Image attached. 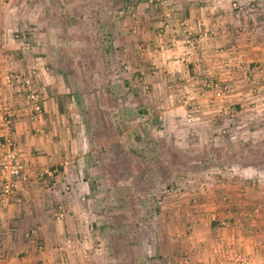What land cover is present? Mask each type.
Masks as SVG:
<instances>
[{
	"label": "crops",
	"instance_id": "0c3cea01",
	"mask_svg": "<svg viewBox=\"0 0 264 264\" xmlns=\"http://www.w3.org/2000/svg\"><path fill=\"white\" fill-rule=\"evenodd\" d=\"M212 1L189 0L183 5L186 14L190 15L191 20L187 21L214 33L213 37L209 36L208 42L202 40L208 45L205 58L210 60L204 63L201 72L197 69L196 74H202L204 69L206 74L217 76L218 78L213 76L212 79L219 80L221 86L225 82L228 85L229 80L241 74L251 72L255 74L254 78L264 80V19L259 20V16L264 13L256 14L255 23L257 24L258 20L259 24L261 23L257 26L251 23L253 18L242 19L237 16L238 11L231 9L229 0H217V5ZM239 1L240 4L245 2ZM258 1L262 0H254L252 4L260 7L261 3ZM58 3L56 0H0V75L34 74L35 88L40 94L39 104L42 108L38 117L30 118L26 112L31 108L30 103L26 101L20 85L15 82L12 85L0 82V99H5L6 103L12 106L15 116L16 123L11 130V137L19 160L24 165L26 178L17 184L19 201H11L0 209V264H99L100 256H97L105 247L103 242L97 243L102 237L101 231L104 230L98 221V215L99 212H111L112 207L105 205L114 201V198L109 196L114 189L132 187L131 194L128 188L127 196H123L122 201H136L138 217H145L147 214L145 203L142 201L144 199L141 200V196L135 192V188L144 189V174L138 173L133 178L129 175L115 178L108 173L113 169V158L116 154L126 156L127 160L141 154L140 143L144 141L140 129L135 135L140 134L142 137L133 135L135 138L131 140L135 148H131L125 140L130 131H135L134 124L141 118H130V127L126 125L127 122H119L126 120L127 115H124L135 110L134 106L142 107L146 102L143 87L136 89L140 94L137 97L136 91L130 88L126 79L121 83L117 82L115 86L113 82L116 77H106V82L99 90L103 91L109 101L96 98V102L94 98H88L92 94L95 97L96 94L97 85L93 83V78L89 77L88 81L82 82L85 73H88L85 71H91L92 66H79L80 73L76 67L66 69V60L70 59L67 50H63L59 55L58 58L62 60H57V63L52 61L51 66L53 54L59 51L54 53L56 47L49 43L65 38L66 32L64 30L63 35L59 34L57 38L52 30V26H55L54 20L49 18L48 14L46 17L40 14L41 10L48 13L49 9L59 5ZM208 5L212 7L209 8ZM262 9L264 10V7ZM148 21L150 22V17ZM172 21L171 25L166 21L168 31L161 38L158 37L160 29L156 35L149 32L152 34L149 36L148 32H143L139 36L145 47L150 42L151 46L153 41L155 43L153 49H149V52L154 54L148 55L146 50L144 56L152 58L159 77L162 72L170 70L174 74L183 72L190 76L194 53L192 49L178 46L179 43L175 39L180 19L175 22L173 18ZM246 21L249 27L256 28L255 30L253 27V33L248 34L245 39V35L240 39L235 32L231 33V30L234 31L233 27L239 26L240 23L246 24ZM162 22L160 20L157 23L158 28L162 26ZM202 27L198 29L201 30ZM127 38L122 37L125 47L129 43ZM225 50L231 54L227 55ZM111 55L109 53V56ZM179 59L185 62L180 63ZM67 75L72 78L67 79ZM167 87L169 86L161 77L151 87L156 94L152 97V102L159 110V120L163 119L165 122L167 118L168 123L175 127V123H181L183 120L188 123L183 114L184 110L177 109L174 100L176 97ZM90 100H93V106L91 105L92 109L87 115L84 105L90 103ZM139 100L144 102L141 104ZM115 105L117 113L114 112ZM94 107L104 114L101 117L94 115L92 118L91 111ZM113 112L116 114L113 115ZM98 117L99 123H96ZM137 124L136 129L142 125L141 122ZM189 134L193 133L190 131ZM143 145L145 146V143ZM131 165L128 163L124 167L121 164L120 168L127 169ZM250 166L254 178L249 179V184L260 187L264 184V176L261 173L264 164L252 163ZM132 167L136 168L135 161ZM234 181L235 184L243 182L240 177H235ZM249 189L250 191L246 189L243 194L231 195L222 191L217 197H213V202L217 201L215 204L204 203L203 201L208 202V197H201L199 213L195 215L198 220L195 222L185 219L186 210L185 213L183 209L180 210L183 226L175 228L174 233L182 234L176 241L173 240L172 245L170 243V260L178 261L174 255L184 251L189 256L186 259L190 260V264H235L232 260L230 262V256L232 258V254L238 252L247 264H264V214L259 213L264 211V194L259 196L260 188ZM179 201L187 202V198L181 197ZM231 206L234 207V214L231 213ZM59 214H62V217L59 218ZM173 215L177 213H170V216ZM233 215L240 218L241 223H238L239 220ZM214 218L228 221L233 218V221L227 222V226L215 228L211 223ZM144 245L143 243L137 248Z\"/></svg>",
	"mask_w": 264,
	"mask_h": 264
},
{
	"label": "rangeland",
	"instance_id": "374dc122",
	"mask_svg": "<svg viewBox=\"0 0 264 264\" xmlns=\"http://www.w3.org/2000/svg\"><path fill=\"white\" fill-rule=\"evenodd\" d=\"M56 1L59 2V5L55 6L56 8L49 9L48 13L41 10L40 14L42 17H46L48 14L47 16L54 20L55 26H52V30L57 38L64 30L66 32V37L62 38L63 40L58 39L49 43L56 47L54 53L59 51V54H53L54 57L51 59L50 65L52 66V61L57 63V60H62L58 57L63 53V50H67L70 59L66 60V69L76 67L80 73L79 66L83 68L92 66L93 68L91 71H85L88 73H85L82 80L85 83L84 81H88V78L92 77L93 83L97 85L95 97L92 94L88 98H94L95 101L96 98L101 101L105 99L109 101V98L99 88L106 82V77L114 76L116 79L112 82L115 86L126 79L130 88L136 91L137 97L140 94L136 89L143 87L142 91H144L146 99V102L139 100L141 104L144 102L142 107L141 105L134 106L135 110L124 115V117L127 115L126 120L119 122L120 124L127 122L126 125L130 127L132 125L128 123L130 118L135 116L141 118L135 123L136 125L134 124L135 131H130L129 136L125 139L132 148L134 143L131 140L136 135L138 138L142 137L140 134L135 135L136 131L140 129L145 143V146L142 141L140 143L139 153L141 154L134 159L129 158V160L124 155L116 154L113 158V160L115 159L113 169L108 173L115 178L127 175L133 178L138 173L144 174V189L135 188V192L141 196L140 199H144L141 200L145 203L147 214L145 217H138L137 202L122 201L123 196H127V189L129 188L130 193L132 187L123 186L120 187V190L119 188L113 190L109 196L113 197L114 201L105 205L112 207L111 212H99L98 215V221L104 230L101 231L102 237L97 240V243L103 242V247L109 248L99 251L97 256H100L99 259L96 257L99 264H190V260L188 263L185 262L189 256L184 251L174 255L178 261L173 262L168 256L170 243L172 245L173 240L178 239L182 234L174 233L176 232L175 228L183 226V215L180 210L183 209L184 213L186 210L185 219L195 222L198 220L195 215L197 216L199 213L201 197H208V202L203 201L204 203L215 204L217 201L213 202V197H217L222 191L231 195L232 193L243 194L246 189L250 191L249 188L255 190L260 188V195H257L263 196L264 194V184L260 187H253L249 184V179L254 178L250 164H264V80L254 78L255 74L249 72L250 74H241L240 78L237 76L235 79L229 80L228 85L225 82L221 86L219 80L212 79L213 76L218 77L211 76L210 73L206 74L204 69H202V74H196V70L201 72L204 63L210 60L205 58L208 45H205L202 40L205 39L208 42L209 36L213 37L214 33L187 21L190 19V15L186 14L183 5L187 4L189 0ZM244 1L240 4L239 0H229L228 3L232 7L231 9L238 11L237 16L242 19L251 17V19L253 18L251 23L257 26L261 25L259 20L263 21L264 15L259 16L260 19L256 20L257 24L254 19L256 14L264 13L262 9L264 0L258 1L261 3L260 7L252 4L254 0ZM212 3L217 5V0H213ZM211 7L210 5L209 8ZM149 17L150 22L148 21ZM191 17L193 18L192 14ZM173 18H175V22L176 19H180L177 27L178 39H175L179 43L178 46L190 49L183 44L182 34L184 25L188 23L202 36L198 39L197 33L194 34V38L200 42H197L192 50L194 57L190 67V76L183 72L174 74L171 70L160 74L161 80L169 86L167 87L168 91L177 98H174L177 109L184 110L183 114L188 120L187 123L179 116L183 121L175 123L176 127L172 123H168L167 118H165V122L163 119L159 120V110L152 102L156 94L151 87L158 81V78L160 80V77L156 74L158 70L152 63V58L148 57V55L154 54L151 53L152 51L149 52V49H153L155 43L153 41L151 46L150 42L145 47L139 38L143 32H151L156 35L166 21L170 23L169 25L173 24ZM160 20L163 22L162 26L158 28L157 23ZM183 23L185 24L182 25ZM198 27H202V29L200 30ZM253 27H249L246 21V24L240 23L239 26L233 27L234 31L231 30V33L235 32L240 39L245 35L243 36L245 39L248 34L256 30ZM210 29L215 31L212 27ZM151 33L149 36H152ZM122 37H128L129 43L126 47L122 43ZM64 39L66 40L64 41ZM146 50L149 54L144 56ZM225 51L227 55L231 54V52L228 53V50ZM109 53L112 55L109 56ZM214 63L217 64V62ZM66 78L72 77L67 75ZM206 81L210 84L212 82L217 84V88H223L221 97H216L214 88L204 85ZM186 99H188V103L185 104L183 100ZM90 101L84 105L87 115L92 109L91 105L93 106V100ZM170 107L173 108L172 105ZM114 112H116V105ZM114 112L113 115L117 113ZM103 114L104 112H101L97 107L91 111L92 118L94 115L101 117ZM188 115L191 117L190 120ZM99 117L97 122L95 121L96 123H99ZM140 122L142 125L136 129L137 123ZM188 131L193 134L190 135ZM133 152L136 151L133 150ZM134 161L136 168L132 167ZM128 163L132 164L131 167L121 170L120 165L123 164L125 167ZM205 163L207 165L203 167ZM261 173L264 176V170H261ZM235 177H240L243 185L235 184ZM237 182L240 183V181ZM223 184L228 186L224 187ZM255 190L252 189L254 193H257ZM181 197L187 198V202L181 203L179 201ZM213 207L215 206H210V208ZM233 209L234 207L231 209L232 214L235 212ZM174 211L178 216H170V213L174 214ZM259 213L263 215L264 211ZM233 216L239 220L238 223H241L240 218ZM217 219L214 218L211 222L215 228L227 226V222L232 223L233 221V218L231 221ZM143 243L145 244L144 248H137ZM103 253L106 257L103 256ZM236 255L239 253L232 254V258L230 256V262L231 260L235 262ZM235 264L237 263L235 262Z\"/></svg>",
	"mask_w": 264,
	"mask_h": 264
},
{
	"label": "built area",
	"instance_id": "2783aa9c",
	"mask_svg": "<svg viewBox=\"0 0 264 264\" xmlns=\"http://www.w3.org/2000/svg\"><path fill=\"white\" fill-rule=\"evenodd\" d=\"M183 23L182 25H184ZM185 27L182 30L183 34V44L190 49H194L198 40L201 38L199 31L194 30L191 24L184 25ZM194 28V29H193ZM168 29V24H165L161 27L158 37L161 38ZM197 33V34H196ZM194 34L198 36V39L194 38ZM180 63L185 62L183 59L179 60ZM34 74L28 76L16 75L13 73L0 75V82L3 81L6 85H12L13 82L20 85V90L24 92L26 101L30 103V110H27V114L30 118L38 117L42 108L39 104L40 94L35 88L36 82ZM205 86H210L215 89L216 97H221L222 89L217 88L218 85L214 83L204 82ZM186 104L188 99L183 100ZM14 104V103H13ZM0 209L7 206L11 201H19L17 195V184L21 180H25L24 175V165L19 160L18 151L14 144L13 138L11 137V130L14 127L15 116L12 111V106L9 103H6L5 99H0ZM190 120V115H188ZM59 218L62 217V214L57 215ZM237 264H247L240 255H236L234 258ZM188 260L185 259V262Z\"/></svg>",
	"mask_w": 264,
	"mask_h": 264
},
{
	"label": "trees",
	"instance_id": "16d2710c",
	"mask_svg": "<svg viewBox=\"0 0 264 264\" xmlns=\"http://www.w3.org/2000/svg\"><path fill=\"white\" fill-rule=\"evenodd\" d=\"M213 83V82H212ZM204 166H206L207 164L205 163V164H203Z\"/></svg>",
	"mask_w": 264,
	"mask_h": 264
}]
</instances>
